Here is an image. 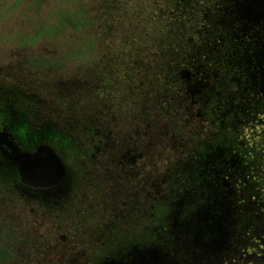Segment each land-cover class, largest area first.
I'll return each instance as SVG.
<instances>
[{"label":"flooded vegetation","instance_id":"1","mask_svg":"<svg viewBox=\"0 0 264 264\" xmlns=\"http://www.w3.org/2000/svg\"><path fill=\"white\" fill-rule=\"evenodd\" d=\"M156 3L159 33L148 17L141 45L131 34L78 118L47 103L36 111L34 94L0 75V189L29 217L24 247L37 264H134L149 252L160 264H260L264 202L245 185L264 177V0ZM116 59H128L122 78ZM163 117L171 147L194 127L183 158L172 150L162 162ZM71 122L85 132L69 138ZM38 152L53 155L57 177H31L22 163ZM215 221L221 250L200 238Z\"/></svg>","mask_w":264,"mask_h":264},{"label":"rangeland","instance_id":"2","mask_svg":"<svg viewBox=\"0 0 264 264\" xmlns=\"http://www.w3.org/2000/svg\"><path fill=\"white\" fill-rule=\"evenodd\" d=\"M159 1L162 0H90V3L84 10V15L87 20V26L95 38L98 49V58L92 65L77 69H67L59 63L54 44L48 39H39L35 43V46L19 51L13 57L5 58L0 56V75H4L7 79H13L11 81H14V84L20 89L34 94L33 99L36 103L34 109L36 111L47 108L45 104L47 103L50 108H61L64 115L69 114L73 118H78L75 111L76 108L82 103H87L89 98L88 94H93L96 88H98L97 84L100 82L102 75L109 77V64L113 62L114 56L118 58L121 55L129 54V46H127L128 48L125 46L127 37L131 34L139 35L130 42L131 45L137 44L142 38L143 32L146 30L145 27L148 24V17H151L153 20L150 22L148 33H159L158 31L156 33L154 30L155 27L157 28L159 26L157 18L151 16L155 10L160 8V4L156 3ZM170 1L172 0H168V2ZM46 3L47 0H39L36 4L37 13L43 10ZM174 4L177 6L176 3ZM118 5L122 10L121 13L119 12V18L117 17L118 12H115ZM198 7L205 10L208 9L210 5L206 2H201ZM145 9L147 10V17L144 18V20H140L143 14L141 11L144 10L145 12ZM148 10H150V12ZM120 33H122V35ZM144 38L146 37L144 36L143 39ZM149 38L153 44L161 42V38L158 35ZM142 43L141 39L139 45ZM117 60L118 59H116L113 66H116L118 77L122 78L125 64L128 59L125 60V62L120 60L122 63L120 66H117V64L120 63H118ZM4 89L7 88L4 87ZM0 91H2V89ZM52 92H54L55 95L58 94L61 98H67V101H61L60 99L58 102L53 101L55 96L54 94L50 95ZM161 119L163 128H165V132L162 134L161 138L163 144L161 151L162 162H164V158L167 155L171 154L170 152L172 150L175 153L177 152L179 158H183L184 153H180V151L186 150L187 148L183 147L181 143L185 142V137L188 136L191 129L193 130L194 127H192V124L189 125L187 121L186 125H188L183 129V135L176 140L175 146L171 147L170 144L173 142L170 138V133L167 131L169 125L168 118L163 117ZM177 119L179 120L178 117ZM52 124L53 123L49 122L45 125L51 126ZM70 125H72L71 128L73 130L68 128L65 129L69 138H77L79 132H85L86 130L84 124H81L79 126L80 128L75 122H71ZM89 127L92 129L93 124H90ZM37 128L39 127L37 126ZM251 134L253 133L251 132ZM188 146H190L189 143ZM256 180L258 183L255 186L252 184V181H247L245 186L248 193L257 195L254 198L257 199V204L260 206L259 202L264 201L263 175L260 179L256 178ZM260 180L263 181L259 182ZM10 199H13V197L7 191L0 189V264H37L36 261H32L28 258L24 247V242L30 238V232L26 224V220H29V217L25 216L24 218L23 211H21L22 216L15 215L16 208L13 207L14 203H11L9 201ZM4 201H6V203L3 204ZM7 205L9 207H7ZM253 205L254 207L257 206L255 204ZM256 209H258V207H256ZM37 229L40 232L44 230L41 225H38ZM34 236L36 235L34 234ZM32 237L33 235L31 238ZM32 242L33 240L31 243Z\"/></svg>","mask_w":264,"mask_h":264},{"label":"clouds","instance_id":"3","mask_svg":"<svg viewBox=\"0 0 264 264\" xmlns=\"http://www.w3.org/2000/svg\"><path fill=\"white\" fill-rule=\"evenodd\" d=\"M38 2L0 0V56L13 57L39 39H48L65 68L92 65L98 49L84 15L90 0H47L37 13Z\"/></svg>","mask_w":264,"mask_h":264},{"label":"water","instance_id":"4","mask_svg":"<svg viewBox=\"0 0 264 264\" xmlns=\"http://www.w3.org/2000/svg\"><path fill=\"white\" fill-rule=\"evenodd\" d=\"M29 159V158H28ZM31 164H26L23 162L26 169L29 171L31 177L40 179V181H47L49 178L57 177L59 174L60 166L53 159V155L47 152H38L37 159L28 160ZM60 178V177H59ZM57 178L56 182H59L60 179ZM202 214L201 218L203 219ZM225 216V214H223ZM221 220V217H220ZM200 238L205 242L206 247H215V250H221L226 242L225 230L222 228V225L218 222H213L212 224H204L202 228L200 227ZM134 264H160L159 258L155 254L149 252L146 257L140 258L137 263Z\"/></svg>","mask_w":264,"mask_h":264},{"label":"trees","instance_id":"5","mask_svg":"<svg viewBox=\"0 0 264 264\" xmlns=\"http://www.w3.org/2000/svg\"><path fill=\"white\" fill-rule=\"evenodd\" d=\"M171 6V8H168V9H163V13H165V15L164 16H172V13H173V11H174V9L176 10V6L175 5H170ZM175 7V8H174ZM121 9H120V6L118 5L117 7H116V9H115V12H118L117 13V17L119 18V16H120V13L122 12V10L120 11ZM145 11H146V9H145ZM120 12V13H119ZM142 17L143 18H141L140 17V20H144V13L142 14ZM170 27V26H169ZM146 29V28H145ZM174 31H175V28H168V31L165 33V36H164V38H165V40H168V39H170V37L172 36V35H174ZM121 35H122V33H120ZM119 35V34H118ZM135 36H139V35H135ZM131 35L130 36H128L127 37V41H130L129 39H131ZM133 38L135 39L136 37H134L133 36ZM261 176L263 175L262 173L260 174ZM263 180H260L259 182H262ZM264 202V201H263ZM259 203H262V201L261 202H259ZM261 254L259 255V259H260V264H264V245H263V247L261 248V252H260Z\"/></svg>","mask_w":264,"mask_h":264}]
</instances>
